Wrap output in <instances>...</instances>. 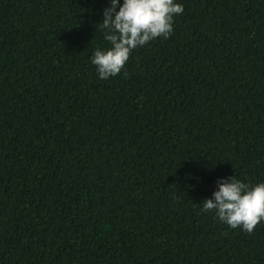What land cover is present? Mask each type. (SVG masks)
Here are the masks:
<instances>
[{
    "label": "trees",
    "instance_id": "16d2710c",
    "mask_svg": "<svg viewBox=\"0 0 264 264\" xmlns=\"http://www.w3.org/2000/svg\"><path fill=\"white\" fill-rule=\"evenodd\" d=\"M175 2L101 80L111 0H0V264H264L200 204L264 183V0Z\"/></svg>",
    "mask_w": 264,
    "mask_h": 264
},
{
    "label": "clouds",
    "instance_id": "9594fccd",
    "mask_svg": "<svg viewBox=\"0 0 264 264\" xmlns=\"http://www.w3.org/2000/svg\"><path fill=\"white\" fill-rule=\"evenodd\" d=\"M118 9V10H117ZM184 12L175 0H111L103 11L104 39L108 49L97 48L91 63L101 80L117 76L124 69L133 50L173 32L176 15ZM218 190L203 200L202 212H215L230 228L252 233L264 221V183L250 186L235 176L217 181Z\"/></svg>",
    "mask_w": 264,
    "mask_h": 264
}]
</instances>
